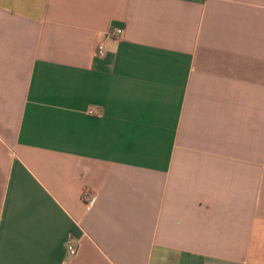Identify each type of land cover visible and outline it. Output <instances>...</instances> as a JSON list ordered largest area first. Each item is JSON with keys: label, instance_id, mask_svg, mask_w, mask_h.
<instances>
[{"label": "crops", "instance_id": "1", "mask_svg": "<svg viewBox=\"0 0 264 264\" xmlns=\"http://www.w3.org/2000/svg\"><path fill=\"white\" fill-rule=\"evenodd\" d=\"M0 264H264V0H0Z\"/></svg>", "mask_w": 264, "mask_h": 264}, {"label": "built area", "instance_id": "2", "mask_svg": "<svg viewBox=\"0 0 264 264\" xmlns=\"http://www.w3.org/2000/svg\"><path fill=\"white\" fill-rule=\"evenodd\" d=\"M120 33V30H118V29H116V30H114V32L113 33H108V34H106V36L105 37H107L108 35H118ZM103 52H104V46H103V43H102V41H99L97 44H96V48H95V54L97 55V56H101L102 54H103ZM88 112L90 113V114H96V111L94 110V109H89L88 110ZM85 198V202L87 203V204H90V202H91V200H92V198H90L89 200H88V198L87 197H84ZM87 200V201H86ZM66 252L68 253V254H70V255H73V254H75V252H76V248H74L72 245H67L66 246Z\"/></svg>", "mask_w": 264, "mask_h": 264}]
</instances>
